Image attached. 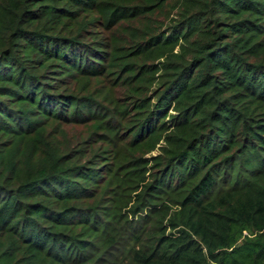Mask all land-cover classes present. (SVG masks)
Returning <instances> with one entry per match:
<instances>
[{"label":"trees","instance_id":"trees-1","mask_svg":"<svg viewBox=\"0 0 264 264\" xmlns=\"http://www.w3.org/2000/svg\"><path fill=\"white\" fill-rule=\"evenodd\" d=\"M121 158L130 264H264V0H0V264H114Z\"/></svg>","mask_w":264,"mask_h":264},{"label":"rangeland","instance_id":"rangeland-1","mask_svg":"<svg viewBox=\"0 0 264 264\" xmlns=\"http://www.w3.org/2000/svg\"><path fill=\"white\" fill-rule=\"evenodd\" d=\"M94 87H96V93H99L101 97H103V94L107 92V89L103 85ZM146 143L147 144H145L143 148H141V152H143V156L145 158H148L158 152V149L160 145H162L163 140H149ZM119 145L121 144H118V151L122 157L123 153L128 150V148L126 145L122 144V148L120 149ZM136 151L139 152L138 149ZM118 163L120 168L115 169L113 172H111L107 176H104L102 180L99 181L104 187L103 190L108 189V192L106 193L109 197H111L106 206L108 207L109 205L114 204L117 206L116 212L120 213V223L117 224V231L119 234V238L117 241H124L128 245V247L122 246L118 248V252H116V254H118V258L114 260V264H130L129 256L124 257L121 255V253H124V250L126 249L130 250L133 246L136 247L137 244V239L129 240V237L127 235L128 229L131 225L128 221L136 219V216L131 215L130 209L135 206V194L139 191L138 186L140 185L141 177L143 176H141L138 168L132 165L131 162L127 161V159L121 158ZM111 262L112 260H110V263Z\"/></svg>","mask_w":264,"mask_h":264}]
</instances>
